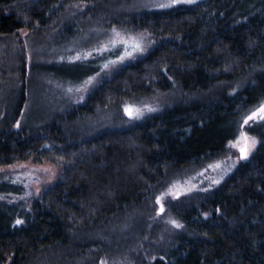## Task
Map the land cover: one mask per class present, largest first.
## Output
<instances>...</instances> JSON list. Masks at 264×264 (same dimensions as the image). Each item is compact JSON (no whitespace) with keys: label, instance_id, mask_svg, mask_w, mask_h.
I'll use <instances>...</instances> for the list:
<instances>
[{"label":"trees","instance_id":"obj_1","mask_svg":"<svg viewBox=\"0 0 264 264\" xmlns=\"http://www.w3.org/2000/svg\"><path fill=\"white\" fill-rule=\"evenodd\" d=\"M108 2L119 0H0L1 37L63 38L91 21L156 40L83 104L34 129L22 125L30 74L20 47L18 64L0 73V168L63 167L38 199L0 193V264H264V124L247 128L257 139L248 161L208 192L169 205L180 229L154 220L156 198L224 157L264 104V0L137 14H108ZM161 93L175 95L161 115L89 136L64 131L66 122Z\"/></svg>","mask_w":264,"mask_h":264},{"label":"rangeland","instance_id":"obj_2","mask_svg":"<svg viewBox=\"0 0 264 264\" xmlns=\"http://www.w3.org/2000/svg\"><path fill=\"white\" fill-rule=\"evenodd\" d=\"M201 1L204 0H119L118 3L108 2L102 10L108 14L164 13ZM64 36L62 38L56 32L37 34L30 30H22L9 37L0 36V73L11 72L18 64L20 47L30 74L28 101L22 115L23 126L34 129L83 104L103 80L143 57L156 43L145 31L135 33L111 25L102 27L91 21L69 34L64 33ZM174 100L175 95L161 93L143 101H131L123 104L120 110L103 111L82 120L66 122L64 131L67 135L89 136L101 130L129 127L161 115ZM262 107L264 104L247 117L244 122L246 127L230 143L224 157L196 173L175 180L156 198L154 220L165 224L167 230L180 229L181 224L170 214L169 205L193 193L208 192L240 163L250 159L257 147V139L248 133L247 128L264 124V111H260ZM62 172V166L32 160L0 168V193L9 195L10 189L15 188L24 194H11L14 200L38 199ZM125 263L117 259L111 263L100 262Z\"/></svg>","mask_w":264,"mask_h":264},{"label":"snow or ice","instance_id":"obj_3","mask_svg":"<svg viewBox=\"0 0 264 264\" xmlns=\"http://www.w3.org/2000/svg\"><path fill=\"white\" fill-rule=\"evenodd\" d=\"M161 7H164V5H161ZM260 111H264V107H262ZM253 115H255V113ZM241 152L244 153V149H241ZM244 154H246V153H244Z\"/></svg>","mask_w":264,"mask_h":264},{"label":"water","instance_id":"obj_4","mask_svg":"<svg viewBox=\"0 0 264 264\" xmlns=\"http://www.w3.org/2000/svg\"><path fill=\"white\" fill-rule=\"evenodd\" d=\"M241 156H243V154Z\"/></svg>","mask_w":264,"mask_h":264}]
</instances>
